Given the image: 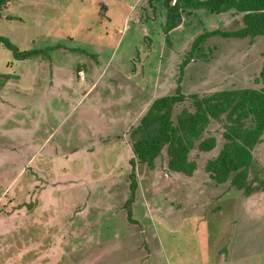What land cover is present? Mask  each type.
<instances>
[{"label": "rangeland", "instance_id": "obj_1", "mask_svg": "<svg viewBox=\"0 0 264 264\" xmlns=\"http://www.w3.org/2000/svg\"><path fill=\"white\" fill-rule=\"evenodd\" d=\"M2 12L19 19H0V36L42 50L14 60L0 46V264H264V188L246 195L204 169L223 117L201 133L211 149L187 152L189 175L168 168L165 145L152 168L132 151L155 98L262 88L264 36L208 37L184 63L198 34L239 28L242 12L182 11L167 33L161 0H8ZM182 109L189 100L171 108L173 124ZM249 152L257 186L264 128ZM70 172L94 188L64 184ZM47 181H58L52 200L36 195ZM70 218L81 224L67 240Z\"/></svg>", "mask_w": 264, "mask_h": 264}, {"label": "trees", "instance_id": "obj_2", "mask_svg": "<svg viewBox=\"0 0 264 264\" xmlns=\"http://www.w3.org/2000/svg\"><path fill=\"white\" fill-rule=\"evenodd\" d=\"M164 7L162 31L167 33L180 21L182 11L205 9L212 13L233 10L242 12V26L233 30L212 29L198 34L191 44V50L184 63L191 58L194 50L208 37L253 38L264 36V0H161ZM8 0H0V19L18 20L16 16L3 14ZM0 46L10 52L14 60L29 59L40 54L42 49L19 50L7 37L0 36ZM183 63V62H182ZM8 74L0 73V78ZM262 85L260 89H232L212 92L208 95L176 93L155 98L138 125L133 129L132 151L140 163L149 168L159 149L165 145L169 156L167 166L170 170L189 175L194 168L187 160V152L197 148L207 151L213 146V138H201V133L210 120L223 117L222 137L225 139L220 151L208 161L204 169L216 183L230 178L231 186L242 190L246 195L254 189L264 188V177L257 186H250L247 170L251 167L249 152L259 141L264 128V62L254 79ZM184 100H189L193 111L182 109L173 124L169 118L171 108ZM201 138V139H200Z\"/></svg>", "mask_w": 264, "mask_h": 264}, {"label": "crops", "instance_id": "obj_3", "mask_svg": "<svg viewBox=\"0 0 264 264\" xmlns=\"http://www.w3.org/2000/svg\"><path fill=\"white\" fill-rule=\"evenodd\" d=\"M71 77V76H70ZM72 79H73V77H72ZM83 81H85L84 80V77L82 78V81L81 82H83ZM98 135V134H97ZM97 137V136H96ZM46 139H44L43 140V142L45 141ZM41 145H39V147H40ZM38 147V148H39ZM74 149L76 150L77 149V147H74ZM55 156L56 155H58L57 153L56 154H54ZM54 155H46L45 154V156H47L45 159L50 163V162H54ZM44 156V155H43ZM65 156V155H64ZM82 156L83 157H86L85 156V154H82ZM30 158H31V156L30 157H28L27 159H26V163H28V161L30 160ZM71 174H68V176L67 177H65L64 179H67V180H65V181H63V183L64 184H66L67 183V185L68 186H81V185H85V184H87V187L89 188V186H90V188H94V187H92L91 185H90V182H89V180H90V176L87 174V172H70ZM75 173V174H74ZM100 178H103V179H105L106 180V182L105 181H103L104 183H99V185H102L103 186V188H104V185H106V183H107V179L109 178V177H104V176H99V177H97V179L96 180H98V179H100ZM114 178V177H113ZM58 184V181H47V183H46V185H48L47 187V190L46 189H44L45 188V186H42V187H40V189H38L37 191H36V195L38 196H42L43 197V199H51L52 200V198L51 197H49V196H51V194L49 193V190H51L53 187H49V185H53V184ZM54 184V185H55ZM86 186V185H85ZM106 188V187H105ZM106 190V189H105ZM100 201V199L98 200V202ZM82 208H84L85 207V203H83L82 204V206H81ZM76 209V208H75ZM83 210V209H82ZM81 210V211H82ZM66 220V219H65ZM67 221V223H68V225L67 226H69L70 227V229H66V233H65V238L68 240L69 239V236H70V238L71 237H74L75 238V231L76 230H74V226H76V225H80L81 223L79 222L78 224H76V222L75 221H72V218H70L69 220H66ZM65 221V222H66ZM82 222H85V220H81ZM84 226H86V224L85 225H83V227ZM81 232V231H80ZM61 255H66V254H64V253H62ZM145 257V256H144ZM140 261H141V259H140ZM138 262H139V260H138ZM38 264H40V262H38ZM73 264H75V263H73Z\"/></svg>", "mask_w": 264, "mask_h": 264}]
</instances>
